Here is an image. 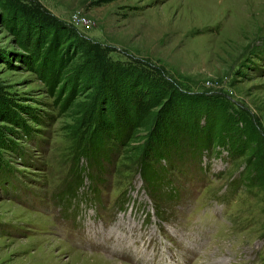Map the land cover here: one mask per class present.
I'll use <instances>...</instances> for the list:
<instances>
[{
  "label": "rangeland",
  "instance_id": "obj_1",
  "mask_svg": "<svg viewBox=\"0 0 264 264\" xmlns=\"http://www.w3.org/2000/svg\"><path fill=\"white\" fill-rule=\"evenodd\" d=\"M0 264H264V0H0Z\"/></svg>",
  "mask_w": 264,
  "mask_h": 264
},
{
  "label": "trees",
  "instance_id": "obj_2",
  "mask_svg": "<svg viewBox=\"0 0 264 264\" xmlns=\"http://www.w3.org/2000/svg\"><path fill=\"white\" fill-rule=\"evenodd\" d=\"M161 92V91H160ZM159 91H158V96H160L161 95V93H160ZM155 94L157 93V91L156 92H154ZM154 93H152L151 95H153ZM140 105V106H139ZM138 105V109H142V110H146V109H149L150 107H146V106H144V108L142 107L143 105H141V104H139ZM126 116H127V114H126ZM129 122V121H128ZM166 128L165 127H154V133L156 132V131H159V133L161 134V132H160V130H163V132H164V130H165ZM176 129V128H175ZM108 130H110L109 129V126H108ZM158 134V133H157ZM159 135V134H158ZM176 135V134H175ZM163 135L161 134L160 136H158L156 139H157V141L156 142H154V140H153V142L156 144H154V146L157 148V149H159L160 148V153H158L157 155H160L159 157H157V158H155L154 160H151V162H152V165L151 164H149L148 162H147V159H143V160H141L140 161V166H139V173L141 174V177L143 178V180H144V182L148 185V186H150V188L152 189V190H154L155 192H157V189L156 188H158L157 186H156V182H158L160 179H161V177H163L165 174H166V170H167V167L169 166V167H171L172 165H174L175 164V162L176 161H178V159L175 161V159H176V157L174 156V159H172V158H170V157H173V154H175L176 153V151L175 150H173V148H175V149H177V145L179 146V144H183V146L185 145V142L184 141H178V139L177 138H175V136H173L174 138H169V140H167V136H165L164 137V139H163ZM154 139V138H153ZM190 140V139H189ZM191 142H193L194 143V145H195V148L197 149V151H199L198 149H201V151L202 150H205V149H207V147H208V139H207V135H206V133L203 135H201V136H199V137H195L194 138V140H192V138H191V140H190ZM169 143V146H167L166 144H168ZM171 144V145H170ZM97 151V150H96ZM95 150H93V153H94V156H98V157H100V156H104L103 155V153H100V152H96ZM194 151V150H193ZM196 151V150H195ZM172 152V153H171ZM96 154V155H95ZM169 155L170 157H168V156H164V155ZM179 156V155H178ZM195 156H197V155H195ZM166 157V158H165ZM170 158V159H169ZM97 159V158H96ZM157 159V160H156ZM180 159H182V158H179V160ZM161 160H164V162H163V164L162 163H160L161 162ZM183 162V161H182ZM184 162H185V160H184ZM183 162V163H184ZM166 164V165H165ZM157 165V166H156ZM154 167V168H153ZM78 183H79V181H77ZM172 184V183H171ZM167 185H170V182H167ZM169 187V186H168ZM173 185H171V187L167 190L168 191V193H171V191L172 192H175L174 190H172L173 188Z\"/></svg>",
  "mask_w": 264,
  "mask_h": 264
},
{
  "label": "bare ground",
  "instance_id": "obj_3",
  "mask_svg": "<svg viewBox=\"0 0 264 264\" xmlns=\"http://www.w3.org/2000/svg\"><path fill=\"white\" fill-rule=\"evenodd\" d=\"M242 3H243V2H242ZM205 18H207V17H205ZM188 20H189V23L186 24L187 26L185 25L184 27H187V28H188V27H191V26L193 25L192 18H189ZM165 26H166V25H165Z\"/></svg>",
  "mask_w": 264,
  "mask_h": 264
}]
</instances>
